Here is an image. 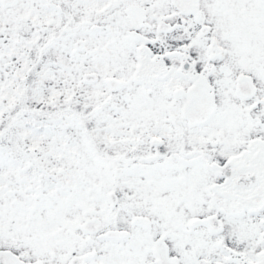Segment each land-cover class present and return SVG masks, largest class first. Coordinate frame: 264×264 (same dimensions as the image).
Here are the masks:
<instances>
[{
	"label": "snow or ice",
	"instance_id": "snow-or-ice-1",
	"mask_svg": "<svg viewBox=\"0 0 264 264\" xmlns=\"http://www.w3.org/2000/svg\"><path fill=\"white\" fill-rule=\"evenodd\" d=\"M0 264H264V0H0Z\"/></svg>",
	"mask_w": 264,
	"mask_h": 264
}]
</instances>
